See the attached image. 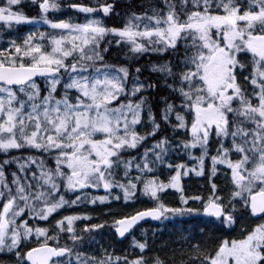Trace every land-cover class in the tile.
I'll use <instances>...</instances> for the list:
<instances>
[{
  "label": "snow or ice",
  "instance_id": "snow-or-ice-1",
  "mask_svg": "<svg viewBox=\"0 0 264 264\" xmlns=\"http://www.w3.org/2000/svg\"><path fill=\"white\" fill-rule=\"evenodd\" d=\"M0 264H264V0H0Z\"/></svg>",
  "mask_w": 264,
  "mask_h": 264
},
{
  "label": "trees",
  "instance_id": "trees-1",
  "mask_svg": "<svg viewBox=\"0 0 264 264\" xmlns=\"http://www.w3.org/2000/svg\"><path fill=\"white\" fill-rule=\"evenodd\" d=\"M113 207H115V205L113 206ZM149 226H152V227H155V223H150V224H144V225H140V228H148ZM140 228H138L137 230H136V232L138 231V230H140ZM105 232H108V230L107 229H105ZM133 233V235H136L137 233ZM149 235H151V233H149ZM111 239H112V237H111ZM113 240V239H112ZM129 240L131 241V237H129L127 240H124V241H122V242H119L116 238L113 240V242L117 245V248H116V251L117 252H123V245H126V247L127 246H129L130 245V242H129Z\"/></svg>",
  "mask_w": 264,
  "mask_h": 264
},
{
  "label": "rangeland",
  "instance_id": "rangeland-1",
  "mask_svg": "<svg viewBox=\"0 0 264 264\" xmlns=\"http://www.w3.org/2000/svg\"><path fill=\"white\" fill-rule=\"evenodd\" d=\"M24 3H25V5H28L29 4V0H24ZM25 11H28V8L27 7H25ZM25 30H27V29H25ZM105 233L106 234H105L104 242L111 243L113 245V247L116 249L117 248V245L111 239V235L108 232H105ZM136 233L137 234L135 236L137 238H140L143 235V233H141L140 230H138ZM129 242L131 244V241L130 240H129ZM122 247H123V250H124V248H126V245H123ZM128 250L131 251V248L129 247Z\"/></svg>",
  "mask_w": 264,
  "mask_h": 264
},
{
  "label": "water",
  "instance_id": "water-1",
  "mask_svg": "<svg viewBox=\"0 0 264 264\" xmlns=\"http://www.w3.org/2000/svg\"><path fill=\"white\" fill-rule=\"evenodd\" d=\"M119 238V237H118ZM120 240H122V238H119Z\"/></svg>",
  "mask_w": 264,
  "mask_h": 264
}]
</instances>
